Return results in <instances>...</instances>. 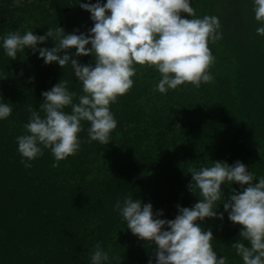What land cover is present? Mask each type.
Wrapping results in <instances>:
<instances>
[{
  "label": "trees",
  "instance_id": "16d2710c",
  "mask_svg": "<svg viewBox=\"0 0 264 264\" xmlns=\"http://www.w3.org/2000/svg\"><path fill=\"white\" fill-rule=\"evenodd\" d=\"M191 3L197 16L220 19L222 38L208 44L215 57L208 69L212 81L161 93L156 89L160 73L135 65L133 86L110 105L118 122L111 141L89 142V122L82 121L80 149L56 167L44 149L26 168L16 137L26 131L29 107L43 115V91L64 79L79 96L82 85L70 65L46 64L30 47L12 59L0 47V97L13 104L11 116L0 120V264H90L97 243L110 264H148L150 258L155 264L154 243L128 229L114 207L118 199L131 194L151 202L154 213L163 210L159 218L174 219L177 205L192 207L200 199L199 191L189 188L190 167L239 160L256 174L254 182L264 176V35L256 32L261 22L253 0ZM93 25L79 0H27L20 6L4 0L0 6V36L25 30L43 35L57 27L89 34ZM54 44L49 37L38 47ZM72 58L95 65L92 55ZM221 187L225 201L243 191L237 182ZM217 204L223 218L206 217L201 227L211 228L218 257L243 264L231 246L243 225L229 220L222 201Z\"/></svg>",
  "mask_w": 264,
  "mask_h": 264
},
{
  "label": "clouds",
  "instance_id": "9594fccd",
  "mask_svg": "<svg viewBox=\"0 0 264 264\" xmlns=\"http://www.w3.org/2000/svg\"><path fill=\"white\" fill-rule=\"evenodd\" d=\"M79 5L94 21L89 34L66 33L57 27L43 35L25 30L0 36V47L12 59L30 47L46 64L70 65L82 85V94L77 96L68 87L69 81L61 79L41 93L43 115L29 107L26 131L16 137L26 168L32 167L31 161L42 156L44 149L51 151L53 167L75 155L81 146L82 121L89 122V142L108 144L118 123L110 105L133 86L137 64L160 73L156 89L161 93L186 83L199 88L213 79L208 69L215 57L208 44L222 38L220 19L217 15L197 16L191 0H79ZM253 6L255 19L261 22L256 32L264 35V0H253ZM49 37L55 42L53 47H38ZM73 48L75 52L70 54L67 50ZM81 55H92L95 65L72 58ZM66 107L71 111H65ZM12 111L13 104L0 97V120ZM189 172V188L195 193L198 190L200 199L192 207L177 205L174 219L159 218L163 210L154 213L151 202L142 203L131 194L114 205L134 235L154 243L155 264H228L227 257H218L214 250L211 228L201 227L206 217L223 218V212L216 211L218 201L223 202L230 221L243 225L240 239L231 244L243 264H264V176L254 182L256 174L239 160L231 165L212 161L200 168L190 167ZM232 182L239 183L243 191L225 201L221 185ZM90 264H110L108 252L99 243ZM148 264H153L151 258Z\"/></svg>",
  "mask_w": 264,
  "mask_h": 264
},
{
  "label": "rangeland",
  "instance_id": "374dc122",
  "mask_svg": "<svg viewBox=\"0 0 264 264\" xmlns=\"http://www.w3.org/2000/svg\"><path fill=\"white\" fill-rule=\"evenodd\" d=\"M3 1H4V0H0V6L2 5ZM25 1H27V0H13V5H15V6H20V5H22Z\"/></svg>",
  "mask_w": 264,
  "mask_h": 264
}]
</instances>
